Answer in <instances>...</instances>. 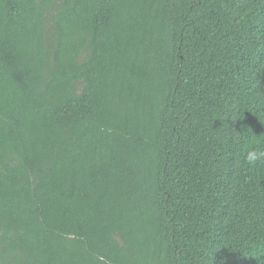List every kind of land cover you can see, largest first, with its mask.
Here are the masks:
<instances>
[{"label": "trees", "instance_id": "trees-1", "mask_svg": "<svg viewBox=\"0 0 264 264\" xmlns=\"http://www.w3.org/2000/svg\"><path fill=\"white\" fill-rule=\"evenodd\" d=\"M264 0H0V264H264Z\"/></svg>", "mask_w": 264, "mask_h": 264}, {"label": "clouds", "instance_id": "clouds-1", "mask_svg": "<svg viewBox=\"0 0 264 264\" xmlns=\"http://www.w3.org/2000/svg\"><path fill=\"white\" fill-rule=\"evenodd\" d=\"M261 160H264V151L251 150L245 158L248 165L257 164Z\"/></svg>", "mask_w": 264, "mask_h": 264}]
</instances>
